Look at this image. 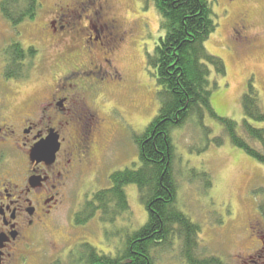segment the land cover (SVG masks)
Segmentation results:
<instances>
[{
  "label": "rangeland",
  "instance_id": "obj_1",
  "mask_svg": "<svg viewBox=\"0 0 264 264\" xmlns=\"http://www.w3.org/2000/svg\"><path fill=\"white\" fill-rule=\"evenodd\" d=\"M208 1L214 8L218 28L205 46L211 55L224 61L227 71L226 77H217L214 72L211 74L210 81L217 84L211 103L220 118H228L241 128L246 120L242 98L250 80L259 92L260 105L264 110V0ZM40 2L42 7L37 17L26 22L29 25L23 40L28 43L30 37L39 35L46 46H52L49 18L56 11L57 5L68 4L70 1ZM111 4L115 6L116 14L134 30L128 45L115 58L114 65L128 79L130 88L135 86V89L131 94H123L110 83L107 85L109 93L107 90L104 94L101 91L91 92L92 102L101 108L98 114L102 118L103 135L110 143L109 154L104 159L100 155L97 157L101 164L97 178L85 179L83 184L75 185L72 196L54 222L46 223L48 229L36 234L28 252V264H51L60 259L67 263L69 253L84 243L99 253L115 256L127 237L148 222V212L135 185L125 188L130 215L114 223L102 222L99 214L85 226L78 227L74 222L75 213L81 210L87 197L91 199L93 193L111 186L110 177L113 173L139 165V153L133 136L144 132L160 108V88L153 69L147 63L163 36L155 3L153 0H117ZM241 19L247 20V30L242 40L234 31ZM41 46L42 54L33 63L42 62L45 75L38 77V82L31 88H26L22 98L46 95L47 85L52 80L51 74L55 78L61 77L73 64H85L83 67L88 69L97 61L96 57L85 56L82 61L76 60L72 64L61 62L55 67L48 62L49 49ZM91 96L89 93V100ZM249 123L264 127V124L251 120ZM205 125L212 129L213 137L224 138L222 147L211 145L204 152L198 153L197 150L204 148L205 139L203 133L191 123L173 134L177 147L174 169L179 184L178 207L201 228V255L215 256L228 264H236L239 260L235 255L236 247H241L238 252H243L245 248L252 249L264 240V216L259 209L264 199V165L233 146L218 120L206 117ZM252 144L260 147L257 143ZM193 171L208 172L212 187L205 190L202 178L195 179ZM172 243L168 249H157L155 264H185L181 259V243ZM251 253L248 251V254Z\"/></svg>",
  "mask_w": 264,
  "mask_h": 264
},
{
  "label": "flooded vegetation",
  "instance_id": "obj_2",
  "mask_svg": "<svg viewBox=\"0 0 264 264\" xmlns=\"http://www.w3.org/2000/svg\"><path fill=\"white\" fill-rule=\"evenodd\" d=\"M69 1L57 5L49 18L52 46L39 35L25 42L29 24L13 27L0 11V264H28L36 234L54 222L73 187L97 178V157L108 156L110 143L91 92L104 94L110 83L123 94L135 89L114 65L134 31L116 14L111 3L117 0ZM246 30L247 20L241 19L234 31L242 40ZM41 45L49 49L48 62L55 67L85 56L97 61L88 69L73 64L61 77L51 74L46 95L22 98L45 70L42 62L33 63L28 78H8L9 52L33 47L37 57ZM45 144L49 150L57 147L53 160L46 157ZM238 248L236 264H264V240L243 252Z\"/></svg>",
  "mask_w": 264,
  "mask_h": 264
},
{
  "label": "trees",
  "instance_id": "obj_3",
  "mask_svg": "<svg viewBox=\"0 0 264 264\" xmlns=\"http://www.w3.org/2000/svg\"><path fill=\"white\" fill-rule=\"evenodd\" d=\"M153 1L163 36L147 63L160 88L159 113L142 134L133 136L139 165L113 173L111 186L93 193L91 199L87 197L81 210L74 215L78 227L87 225L98 214L102 222L114 223L130 215L125 188L135 185L148 212V222L127 237L115 256L99 253L84 243L69 253L67 263L60 259L51 264H155L157 249H168L173 241L181 243V259L187 264L222 263L218 257L199 253L201 228L178 207L179 184L174 169L177 147L173 134L191 123L205 139L204 148L196 149L198 153L211 145L222 147L224 138L213 137L212 129L205 125L206 117L214 118L222 124L233 146L264 165V127L249 123L251 120L264 124V110L253 81H249L242 98L246 120L241 128L228 118H220L211 103L213 90L217 88V84L210 81L211 74L214 72L217 77L227 74L224 61L211 55L205 46L218 28L212 3L208 0ZM41 7L40 0H1L0 3L3 17L13 27L34 20ZM37 54L38 50L33 47L20 46L17 52L12 49L5 75L28 78ZM193 174L194 178H202L205 190L212 187L208 172L193 171ZM259 209L264 216V199Z\"/></svg>",
  "mask_w": 264,
  "mask_h": 264
},
{
  "label": "water",
  "instance_id": "obj_4",
  "mask_svg": "<svg viewBox=\"0 0 264 264\" xmlns=\"http://www.w3.org/2000/svg\"><path fill=\"white\" fill-rule=\"evenodd\" d=\"M47 144V143H46ZM45 144V146H44V149H45V154H46V157H48V158H50L51 160H53L54 159V157H55V154H56V152H57V147H55V146H53L54 148L53 149H51V150H49L48 148H47V145ZM41 148H42V146H41ZM41 148H39V149H41ZM37 151V150H36Z\"/></svg>",
  "mask_w": 264,
  "mask_h": 264
}]
</instances>
